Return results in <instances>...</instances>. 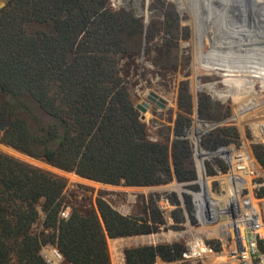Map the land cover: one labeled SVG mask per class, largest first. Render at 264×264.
<instances>
[{
	"label": "trees",
	"instance_id": "1",
	"mask_svg": "<svg viewBox=\"0 0 264 264\" xmlns=\"http://www.w3.org/2000/svg\"><path fill=\"white\" fill-rule=\"evenodd\" d=\"M109 3L10 0L1 9L0 121L10 123L0 140L107 184L191 180L189 143L171 134L151 140L135 106L132 77L142 74L135 58L144 39L143 22ZM157 31L149 30L147 39L163 33ZM200 97L201 115L215 117L208 113L213 105L209 96ZM182 118L174 136L183 132ZM219 133L220 143L239 141L235 127ZM253 151L264 167V145L253 143ZM67 182L0 150V264H48L44 246L56 247L63 264H111L108 237L157 232L164 220L154 199L144 207L145 215H124L101 194L95 203L70 201ZM258 196H264V188ZM67 206L69 216L61 217ZM40 209L43 227L37 231ZM259 247L264 252V239ZM183 249L182 242L158 243L128 247L124 253L127 264H154L157 257L185 264L178 262Z\"/></svg>",
	"mask_w": 264,
	"mask_h": 264
},
{
	"label": "built area",
	"instance_id": "2",
	"mask_svg": "<svg viewBox=\"0 0 264 264\" xmlns=\"http://www.w3.org/2000/svg\"><path fill=\"white\" fill-rule=\"evenodd\" d=\"M254 87L259 93H252L250 98L256 106L245 113L255 114L242 125L251 132L249 142L241 137L227 143L216 140L221 128L241 126L233 118L240 100L223 102L206 88L221 102L222 112L203 118L195 106L189 123L176 136L190 145L195 177L177 180L182 191L162 194L158 206L164 219L159 229H174L176 235L170 243L184 244L179 263L264 264V252L259 247L264 239V196H258L264 188V167L251 148L253 143L264 145V88L258 82ZM69 213L67 206L60 216L67 218ZM42 254L48 264H63V255L54 246L43 247Z\"/></svg>",
	"mask_w": 264,
	"mask_h": 264
},
{
	"label": "rangeland",
	"instance_id": "3",
	"mask_svg": "<svg viewBox=\"0 0 264 264\" xmlns=\"http://www.w3.org/2000/svg\"><path fill=\"white\" fill-rule=\"evenodd\" d=\"M114 1H119L121 3V0H109V4L112 8L116 9L117 5L114 3ZM114 4V5H113ZM152 2L148 6V10L152 11ZM147 7V5L145 4ZM150 12V11H149ZM150 16H156V14L150 15ZM191 13L189 11H185L182 15L180 22V25L182 27H186L187 34L185 36L179 37V45L181 48V42H187V45H184L181 49L184 51H187L192 55V57H196V53L199 49V41L198 39H194L195 33L193 32V26L190 22L191 19ZM145 18V17H144ZM192 41V42H191ZM192 60V59H191ZM142 67L144 69V76L138 77V75H134L132 77V89L133 94L135 97V103L141 102L143 99L147 97V94L150 90H154L157 92L160 96L166 99L165 101V107L153 105L151 108L147 109V112H145V119L143 120L145 124L147 125L148 133L150 138L152 139H163V136L160 134V132H163L168 135H173V131L175 128V124L178 118V113L176 110V101H175V95L177 92V89L179 86L182 85V83L186 82L187 86L189 88V91L193 94H196V90H194L193 86L191 85V81L194 79V72H196L197 80H201V84H206L208 82H218L217 88L221 89L225 85L223 83L224 77L222 76V71L219 72H206L203 71L198 67L197 64L191 65L189 69L180 70L178 69L175 74L170 77L169 83L167 87H165L163 84H159L156 81V78L153 76V72L148 64H146ZM193 62V61H192ZM142 69H140L141 71ZM149 70V71H148ZM187 72V73H186ZM206 73H209V76H206ZM221 75V76H220ZM148 76L152 78V82L148 80ZM258 82V81H257ZM255 82V83H257ZM261 85V81H259ZM258 85V84H256ZM248 90L246 100L249 102H252V99L250 96L256 93V90L253 91ZM200 93V92H199ZM169 95V96H168ZM198 96V94H197ZM220 105L221 102L219 101ZM223 108L221 105V111ZM141 112V111H140ZM183 112V111H182ZM231 127H235L239 133V137H241L245 142L251 140V132L249 128L245 126H238L237 124H231L229 125ZM168 131V132H167ZM2 135V134H1ZM0 135V137H1ZM251 148L253 149V144H251ZM0 150L8 153L10 155H13L23 161H26L30 164H33L35 166L41 167L43 169H47L49 171H52L56 174L62 175L67 178V187L65 189V193L68 196L67 199L70 201L78 199L79 201H83L86 203L93 202L95 203L96 197L98 195H102L105 199H107L119 212L127 213L129 214H138V215H145L144 207L148 205L151 201V199H154L156 201L157 206L160 202V197L164 193L173 192L177 193L178 190L175 188H168L170 185L177 184V179L173 178L172 180L168 181L167 183L163 184H157V185H145V186H127L124 184H107L103 182H98L92 179H88L85 177H80L74 173V171H65L63 169H60L58 167H55L45 160L32 157L10 145H7L3 143L0 140ZM169 189V190H168ZM41 212V218L36 224V230L40 231L43 227V219H44V211L40 209ZM176 231L174 229H165L161 231L160 229L157 232L150 233V240L152 243L158 244V243H170L174 241V236L176 235ZM173 233V234H172ZM152 234H155V236H152ZM131 237H123L118 240L110 239L108 242V247L110 249V259L111 264H118V258L115 253V250L117 249V243L119 242H129L132 241ZM46 247V246H44ZM43 255V254H42ZM168 262V261H166ZM170 264V262H168Z\"/></svg>",
	"mask_w": 264,
	"mask_h": 264
},
{
	"label": "bare ground",
	"instance_id": "4",
	"mask_svg": "<svg viewBox=\"0 0 264 264\" xmlns=\"http://www.w3.org/2000/svg\"><path fill=\"white\" fill-rule=\"evenodd\" d=\"M165 1L176 3L179 0ZM177 4L181 7L182 14L186 10L191 13L190 22L196 34L194 39H198L202 48L204 44L210 48V41H213L214 47L227 53L224 60L211 59L199 64V68L206 72H223V83L228 88L223 91L224 94L221 92L220 97L223 96L225 101L232 99L234 103L240 100L235 105L237 111L233 118L241 126L244 125L245 120H249L255 114V111L245 112L256 106L253 102H249L250 100H246L248 90L253 91L257 81H261V88H264V0H182ZM201 14L211 16L209 27L212 28L213 35L208 34L207 31L202 32L201 35L197 24V18L202 23ZM232 14H235V17H232ZM237 15L241 16V20L237 19ZM182 45H187V42H182ZM195 77L196 74L191 84L194 90L205 88L207 91L216 90L215 87L218 85L216 82L205 87ZM225 88L224 85L222 89ZM256 93L259 92L256 90ZM168 188L170 190L175 188L179 192L183 189L178 184L170 185Z\"/></svg>",
	"mask_w": 264,
	"mask_h": 264
},
{
	"label": "flooded vegetation",
	"instance_id": "5",
	"mask_svg": "<svg viewBox=\"0 0 264 264\" xmlns=\"http://www.w3.org/2000/svg\"><path fill=\"white\" fill-rule=\"evenodd\" d=\"M164 1H162V0H145L147 8H148L149 4L152 2V5H151L152 11H151L150 15L156 14L155 17L154 16H150V18L147 17L148 18L147 23H145V18L143 16H136L135 15L134 11L136 10V8H134V7H125V6H123V4L119 3L117 5L116 9L119 10L122 8L124 11L130 13L135 18L141 19V21L143 22V29H144L143 37H144V39H143L142 44L140 46V51L135 58V62H137V64L139 65V69H142L140 71L142 73L141 77L144 76V74H145L144 69L142 67L145 65V60H146V61H148V62H146V64H148L149 67L151 68V70L154 74L153 76L156 78V81L159 84L161 83L165 87H167L170 77H172L178 69H180V70H184L186 68L189 69L190 66L191 65L193 66L194 64H197L199 67V64L210 61L211 59L224 60L227 57V53L221 52L224 50H221L220 48L214 47L212 44L213 41L211 42L210 40H209L210 41L209 46H210L211 50L207 46V44L206 45L204 44L203 48L199 44L200 49H198V52L196 53V57H194V56L192 57V55H190V53L181 49L182 47H184V45H182V42H181L180 43L181 48H180L178 38L181 36H185L187 34V30H186L187 28L186 27H182L181 25H180L181 29H178V27H177V25H178L177 20L180 21L182 18V15L184 14V13L183 14L181 13V7L178 6V4H177V3H179V1H182V0H179L176 3L175 2H166L167 4H165ZM114 3H115V1H114ZM143 5H144V1H143ZM183 11H185V10H183ZM200 19L202 20V23H200L199 19L197 18V24H198V27L200 29L201 35H202V32L204 33L206 31L208 34L213 35V30H212V28L209 27L210 23H211L209 21L211 19V16H207L206 14L205 15L201 14ZM159 29H162L163 33H160L159 35L157 34V36H154V38L152 40L147 39V33L149 30L157 31ZM204 29H205V31H204ZM157 32H159V31H157ZM195 74H196V72H194V75ZM206 76H209V73H206ZM195 78H197V76ZM148 80L150 82H152V78H150L149 76H148ZM198 80H200V79H198ZM200 82H201V80H200ZM191 84H192V81H191ZM217 86L215 87L216 90H211V91L208 90V92H211L215 98L225 101V99H223V96L220 97V94H221V92L223 93V91L225 92V90L228 88L227 85L225 84L226 88L222 89V90L217 88ZM151 92H155V91L150 90L147 94V97L145 99H143L150 104V108L153 105L161 106L157 102L158 100L161 101L163 104H165L166 99L163 98L162 96H160L157 92H155V93L158 95L159 98H157L156 101L150 99L149 96H151ZM196 92H197L196 94L191 93L189 91L187 83L182 84L181 86L178 87L176 95H175V97H176L175 101L177 104L176 110L178 113V118H177L175 126L177 125L178 121H181L180 117H182V116H183V118L185 117V119L183 121L187 125L189 123V120H190V115L192 114L195 106L197 108L196 110H197L200 117L212 118V117H207V116L201 115L202 114V108H203L202 101L204 100V98H201L200 95L203 93L207 94L209 96V98L211 99V102L213 104L212 110L208 109V113L210 111L214 115L220 114L219 112L221 111V107H220V103L217 100H215L205 89L197 90ZM197 94H198V96H197ZM152 97H153V95H152ZM135 105H136V103H135ZM140 115H141V112H140ZM160 134L163 136V139H152V138H150V136H149V138L151 140L156 141V140L167 139L169 136V132H168V135L163 133V132H160ZM174 137H176V136H174V134L171 135V138H174Z\"/></svg>",
	"mask_w": 264,
	"mask_h": 264
},
{
	"label": "water",
	"instance_id": "6",
	"mask_svg": "<svg viewBox=\"0 0 264 264\" xmlns=\"http://www.w3.org/2000/svg\"><path fill=\"white\" fill-rule=\"evenodd\" d=\"M9 0H0V11L1 9L8 3ZM143 1H144V5H143ZM121 4H123V6L125 7H134L136 8V10L134 11L136 16H143L145 17V23L148 22V18L149 17V13H151V10H148L147 7L145 6V0H121ZM146 11L148 12V14L146 13ZM150 11V12H149ZM235 15V14H234ZM233 14L231 15L232 17L234 16ZM235 17V16H234ZM241 16L237 15V19H240ZM153 95V97H152ZM150 99L156 101L158 97V95L155 92H151V96H149ZM161 106H165V104H163L161 101H157ZM136 108L139 109L141 111V115L140 118L141 120L145 119V112H147V109L150 108V104L145 101L142 100L141 102H137L136 103ZM10 120L6 119L3 121H0V135L2 134V132L5 130V128L9 125ZM76 175H78L76 172H74ZM80 176V175H78ZM81 177V176H80ZM263 209V216H264V203L262 206ZM124 215H127V213H123Z\"/></svg>",
	"mask_w": 264,
	"mask_h": 264
},
{
	"label": "crops",
	"instance_id": "7",
	"mask_svg": "<svg viewBox=\"0 0 264 264\" xmlns=\"http://www.w3.org/2000/svg\"><path fill=\"white\" fill-rule=\"evenodd\" d=\"M150 235L151 234L127 236V237H131L132 241H129V242L123 241V242L117 243V245H116L117 249L115 250V253H116L117 258H118V264H127L126 260H125V253H124L125 248L141 246V245H150V244L155 245V243L151 242ZM120 238H123V237H117V238H109L108 237L107 241L109 242L110 239L118 240ZM108 249H109V247H108ZM109 251H110V249H109ZM109 255H110V252H109ZM154 264H169V263L166 262L165 260H163L162 258L157 257Z\"/></svg>",
	"mask_w": 264,
	"mask_h": 264
}]
</instances>
